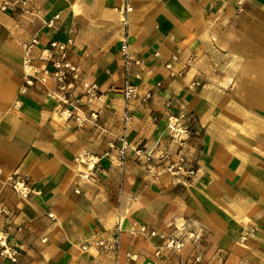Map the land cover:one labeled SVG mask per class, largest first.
<instances>
[{
    "label": "crops",
    "instance_id": "0c3cea01",
    "mask_svg": "<svg viewBox=\"0 0 264 264\" xmlns=\"http://www.w3.org/2000/svg\"><path fill=\"white\" fill-rule=\"evenodd\" d=\"M7 1L0 239L16 260L0 253V264H264V0ZM124 40L138 61L129 68L136 96L126 102ZM52 41L66 45L64 57ZM62 60L96 89L80 124L58 116L48 95L54 80L40 81ZM180 110L193 116L183 153L194 175L149 170L132 152L120 163L114 147L125 111L131 146L176 160L166 128ZM20 183L25 196L15 190ZM116 222L115 251L108 246ZM177 234L182 248L159 249L163 236Z\"/></svg>",
    "mask_w": 264,
    "mask_h": 264
},
{
    "label": "built area",
    "instance_id": "2783aa9c",
    "mask_svg": "<svg viewBox=\"0 0 264 264\" xmlns=\"http://www.w3.org/2000/svg\"><path fill=\"white\" fill-rule=\"evenodd\" d=\"M9 2L7 0H3L2 8H5ZM126 8L130 9L128 4H126ZM54 20H49L47 22V26H52ZM36 41L32 40L30 44L25 45V50L27 54L25 55L23 67L27 72V79L25 80L26 85L33 84V77L30 74L32 71V59L29 56L30 47L32 44H35ZM51 48H57L62 56L64 57L66 45L63 43H58L56 41L50 42ZM120 54L123 60V79L121 85V94L126 101L130 98L136 96V91L134 86L131 84V74L129 68L132 63L136 64L138 61H134L128 52V45L126 40H124L121 48ZM175 59V57H172ZM53 70L49 71L46 68L43 70V78H40L41 82H44V77H51L55 84L56 89L50 90L48 95L54 98L55 100V108L57 114L61 118L72 119L77 124L83 122V118L80 115L82 110V106L84 104H90L93 100L97 98L96 89L93 84H89L87 82L81 81L80 73L78 67L67 62V61H58L53 63ZM80 83V88L82 91L75 95L74 91L76 89L75 83ZM24 91V89H23ZM91 118H96L94 113L90 114ZM130 120V115L128 112H124L122 116V133L117 139V145L114 147L116 149L117 159L120 163H124L125 160L129 157V152H132L135 160L138 163H142L146 166L147 169H153L156 166L162 165L164 169L169 172L174 177L182 176V175H194L197 172V169L191 165L185 164V158L183 153V148L185 144L189 140L192 134V125L193 116L185 111L180 110L177 114L171 115L167 119V128L166 134L168 139L177 146L176 155L177 159H173V153L167 150L158 151L157 154H152V152L146 151L145 148L140 147L138 145L131 146L127 134H126V125ZM112 147V146H111ZM86 162H91L92 165L89 167V164H85L86 168L91 170L94 167L95 160L92 156H87ZM23 184H16L15 190L19 192L21 195L25 196L27 194L26 190L23 189ZM138 230L145 231L143 226L139 227ZM122 229L120 227L119 222H116L113 227V234L111 238V243L108 247L112 249L118 250L120 244ZM151 235H154L151 232ZM162 237V236H161ZM164 242L159 247L160 248H172L174 250H179L184 246V237L183 234L177 235H167L164 237ZM245 238V237H242ZM98 245L101 247H106L107 244L103 242H98ZM0 253L1 255L9 258L11 261L16 260L15 252L11 250L9 246L5 244V242L0 239ZM83 248H85L83 246Z\"/></svg>",
    "mask_w": 264,
    "mask_h": 264
}]
</instances>
